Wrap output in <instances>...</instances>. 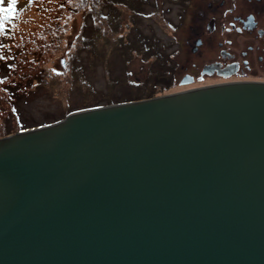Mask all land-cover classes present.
Listing matches in <instances>:
<instances>
[{
    "label": "water",
    "instance_id": "water-1",
    "mask_svg": "<svg viewBox=\"0 0 264 264\" xmlns=\"http://www.w3.org/2000/svg\"><path fill=\"white\" fill-rule=\"evenodd\" d=\"M110 104L1 135L0 264H264V85Z\"/></svg>",
    "mask_w": 264,
    "mask_h": 264
},
{
    "label": "rangeland",
    "instance_id": "rangeland-1",
    "mask_svg": "<svg viewBox=\"0 0 264 264\" xmlns=\"http://www.w3.org/2000/svg\"><path fill=\"white\" fill-rule=\"evenodd\" d=\"M15 8L0 33V137L186 87L176 81L184 25L175 29L171 0H17Z\"/></svg>",
    "mask_w": 264,
    "mask_h": 264
},
{
    "label": "flooded vegetation",
    "instance_id": "flooded-vegetation-1",
    "mask_svg": "<svg viewBox=\"0 0 264 264\" xmlns=\"http://www.w3.org/2000/svg\"><path fill=\"white\" fill-rule=\"evenodd\" d=\"M184 25L179 92L231 84L264 85V0H171ZM176 31V30H175ZM186 41V43H185Z\"/></svg>",
    "mask_w": 264,
    "mask_h": 264
},
{
    "label": "snow or ice",
    "instance_id": "snow-or-ice-1",
    "mask_svg": "<svg viewBox=\"0 0 264 264\" xmlns=\"http://www.w3.org/2000/svg\"><path fill=\"white\" fill-rule=\"evenodd\" d=\"M16 4H17V0H8V6L4 7V0H0V33L5 31V23L7 21L15 19Z\"/></svg>",
    "mask_w": 264,
    "mask_h": 264
},
{
    "label": "trees",
    "instance_id": "trees-1",
    "mask_svg": "<svg viewBox=\"0 0 264 264\" xmlns=\"http://www.w3.org/2000/svg\"><path fill=\"white\" fill-rule=\"evenodd\" d=\"M7 6H8V4H7V5H4V7H7ZM15 11H16V8H15ZM1 69H2V67H1V64H0V72H1ZM129 101H133V100H129ZM123 102H124V101H123ZM125 102H128V101H125ZM120 103H122V102H120ZM115 104H117V103H115ZM110 105H111V104H110ZM105 106H106V105H105ZM95 107H100V106H93V107H89V108H85V109H90V108H95ZM85 109H81V110H85ZM81 110H73V111H71L70 113H73V112H76V111H81ZM10 112H11V115L14 117V119H15L17 122H20V121H19V115H18V112L16 111V109H15L14 106L12 107V111H10ZM70 113H68V114H70ZM68 114H66L64 117H66ZM64 117H63V118H64ZM63 118L54 121V123L57 122V121L62 120ZM46 125H49V124H46ZM46 125H43V126H46ZM20 129H23V127H21ZM6 136H8V135H6ZM4 137H5V136H4ZM2 138H3V137H2Z\"/></svg>",
    "mask_w": 264,
    "mask_h": 264
}]
</instances>
